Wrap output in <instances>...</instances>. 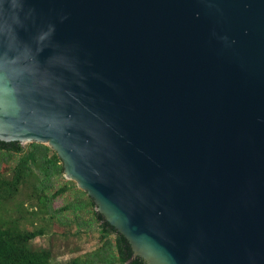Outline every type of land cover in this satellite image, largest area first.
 Masks as SVG:
<instances>
[{
  "label": "water",
  "instance_id": "1",
  "mask_svg": "<svg viewBox=\"0 0 264 264\" xmlns=\"http://www.w3.org/2000/svg\"><path fill=\"white\" fill-rule=\"evenodd\" d=\"M0 141L54 150L133 258L264 264V0H0Z\"/></svg>",
  "mask_w": 264,
  "mask_h": 264
},
{
  "label": "rangeland",
  "instance_id": "2",
  "mask_svg": "<svg viewBox=\"0 0 264 264\" xmlns=\"http://www.w3.org/2000/svg\"><path fill=\"white\" fill-rule=\"evenodd\" d=\"M22 146L24 151H35L38 160L12 195L10 190L0 187V226H13L20 231L42 230L44 235L31 241L30 246L50 250L53 264L75 258L95 264H117L115 235L108 241L102 239L87 193L75 180L65 178L63 172L44 162L43 148L30 142ZM21 155L0 151V183L12 181ZM46 155L51 159L53 153ZM61 189L63 193L56 195Z\"/></svg>",
  "mask_w": 264,
  "mask_h": 264
},
{
  "label": "trees",
  "instance_id": "3",
  "mask_svg": "<svg viewBox=\"0 0 264 264\" xmlns=\"http://www.w3.org/2000/svg\"><path fill=\"white\" fill-rule=\"evenodd\" d=\"M35 147H41L45 153L42 155L44 162L54 169L64 172L62 160L58 154L46 145L31 143ZM0 151L22 154L17 165L13 170L12 181H2L0 187L10 190L11 195L18 189V185L24 178L32 172V165L38 160L35 151L24 149L20 142L0 141ZM52 152L51 159L47 158L46 153ZM63 193L59 190L56 195ZM88 195V194H87ZM90 206L97 208L94 200L88 195ZM94 216L100 226V234L103 240L108 241L115 235V263L117 264H147L142 257L133 258V251L129 241L114 228L104 216L98 211H94ZM44 235L42 230L20 231L13 226H0V264H53L52 253L48 249H33L31 241ZM63 264H95L91 261H82L79 258L72 259Z\"/></svg>",
  "mask_w": 264,
  "mask_h": 264
}]
</instances>
